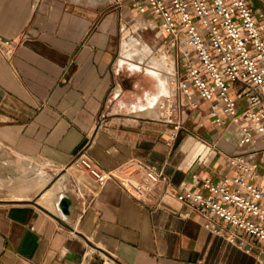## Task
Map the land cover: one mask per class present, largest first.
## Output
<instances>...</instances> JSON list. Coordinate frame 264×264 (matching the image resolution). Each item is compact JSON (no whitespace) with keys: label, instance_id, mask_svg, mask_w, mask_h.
Masks as SVG:
<instances>
[{"label":"crops","instance_id":"1","mask_svg":"<svg viewBox=\"0 0 264 264\" xmlns=\"http://www.w3.org/2000/svg\"><path fill=\"white\" fill-rule=\"evenodd\" d=\"M247 1L253 14L264 11V0ZM132 4L0 0V176L29 179L39 169L61 181L45 203H0V264H264V243L177 200L183 187L238 173L229 157L241 150L240 123L213 124L209 103L194 95L197 107L183 101L171 136L165 110L148 107L158 76L125 67L152 60L121 56L133 23L153 19ZM161 41L152 46L169 60ZM144 78H156L157 91L141 104ZM81 153L100 169L140 165L162 179L145 197L115 180L98 187L73 162ZM260 162L264 169V153ZM62 195L68 214L57 207Z\"/></svg>","mask_w":264,"mask_h":264},{"label":"built area","instance_id":"2","mask_svg":"<svg viewBox=\"0 0 264 264\" xmlns=\"http://www.w3.org/2000/svg\"><path fill=\"white\" fill-rule=\"evenodd\" d=\"M135 11L152 17L171 59L174 81L161 102L171 136L182 128L173 116L184 102L196 108V95L209 103L213 124L240 123L241 150L230 155L238 172L221 181L202 180L201 188L183 187L176 198L264 243V11L252 13L247 0H132ZM160 108V109H161ZM101 187L115 180L137 197L154 191L162 175L140 165L134 170L100 169L83 153L73 161ZM233 182L236 188L228 187ZM205 190V192H204ZM211 221L205 225L210 226ZM232 239V236H229Z\"/></svg>","mask_w":264,"mask_h":264},{"label":"rangeland","instance_id":"3","mask_svg":"<svg viewBox=\"0 0 264 264\" xmlns=\"http://www.w3.org/2000/svg\"><path fill=\"white\" fill-rule=\"evenodd\" d=\"M149 21H151V20H149ZM132 27H133L132 34L129 35L128 39L132 42H138L139 44L137 46L139 48L141 47V45L143 43H145L151 49L150 53H147L143 56L151 58L152 56H155V55L158 56V55L162 54V52H160L158 50V47L160 45L156 44V46H152V45H154V43H159V41H161L156 35L158 28L151 29L150 26H146V22L145 23L134 22ZM124 41H125V38L121 41V46H120L121 47V56H123L122 51H123ZM162 41H161V43H162ZM133 54H134V56H133L134 60H136V59L138 60L141 57L142 52H138V53L134 52ZM121 56L119 57L118 61H120ZM130 63L131 64H128V65L126 64L125 67L127 66L129 69L135 68V70H140L139 72L144 73V74H146V72H151V69H152L151 66H144L143 67L142 65H139L138 63H135L133 61H131ZM172 70H173V68H172ZM165 74H167L168 77L170 78L168 72H165ZM154 80L155 81H147L146 82V86L148 87L149 90L146 91V94L144 96V100L139 101L138 103H141V104L145 103L147 95L152 96L153 94H156V91H157L159 85H157V89H156L157 80H156V78ZM173 85H174V81L172 79H170L169 80V86H173ZM158 105H160V104H158ZM158 105H156V109H158L157 112L165 110V108H161ZM148 106H149V104H148ZM73 168H75V167H73ZM37 172H39V169L38 170L36 169V173ZM2 174L3 175L0 176V203L1 202H8V203L15 202V201L10 200V198L13 197L12 195L22 193V192L28 194L29 200H22L21 202H25V203L37 202V198L40 194L39 192L44 191V189H46V188H48V187H50L53 184L58 182V176L56 174H54L53 171L48 170L46 176L44 175L47 180L44 183V185L38 189V191H36V190L34 191V189H29L26 191L24 189L21 190L20 187H18V185H17L21 181L20 177H17V178L12 180L11 178L7 177L8 173L5 172ZM31 190L33 192H31ZM29 191H30V194L27 193ZM14 196H16V195H14ZM40 203H43V202H40Z\"/></svg>","mask_w":264,"mask_h":264},{"label":"bare ground","instance_id":"4","mask_svg":"<svg viewBox=\"0 0 264 264\" xmlns=\"http://www.w3.org/2000/svg\"><path fill=\"white\" fill-rule=\"evenodd\" d=\"M137 44H139V43L138 42H132L128 38L125 37V41H124V45H123V51H122L124 58H126V57L128 59L131 58L132 53H134V52H136V53L142 52V55H141L142 57H143V55L150 53L151 49L145 43H143L140 48L137 46ZM163 54L158 55V56H156V55L152 56L149 59V60H152L151 72L154 75L158 76V79H159V87H158L159 88V94L155 98H148L149 99V102H148L149 108L150 107L154 108L158 104H160L158 106H161V102H163L164 98L166 96H170V94H172V92H173V89L171 87H168V85H169L168 81L171 79V77L169 78V77H167V74H165V72H168L169 74L172 72L173 65H172V62L170 60H166L164 58ZM124 61L125 60L120 58V63H122ZM156 110L158 111V109H156ZM149 113H150V110H149ZM25 174H28V173H25ZM19 176H20V174H19ZM27 176H29V175H27ZM20 178H21V181L17 185H18V187H20L21 190L24 189L26 191L29 189H34V191L35 190L38 191V189L41 188L47 180L45 178L44 174L39 173V172L36 174V176L29 178V179L24 178V177H20ZM60 183H61V181L58 180L57 183H55L52 186L44 189V191L39 192L40 194L37 198V201L43 202V203L47 202L51 198V196L54 194V192L59 191V189L61 188ZM31 192H33V191L31 190ZM27 193L30 194V191ZM14 195H16V196H14ZM14 195H12L13 197H11V199H13V200L28 199V194L23 193V192L18 193V194H14Z\"/></svg>","mask_w":264,"mask_h":264},{"label":"water","instance_id":"5","mask_svg":"<svg viewBox=\"0 0 264 264\" xmlns=\"http://www.w3.org/2000/svg\"><path fill=\"white\" fill-rule=\"evenodd\" d=\"M68 206H69L68 197L65 195L60 196L59 201L57 202L58 209H60L63 214H68L69 213Z\"/></svg>","mask_w":264,"mask_h":264},{"label":"flooded vegetation","instance_id":"6","mask_svg":"<svg viewBox=\"0 0 264 264\" xmlns=\"http://www.w3.org/2000/svg\"><path fill=\"white\" fill-rule=\"evenodd\" d=\"M145 82L147 81L145 78H144Z\"/></svg>","mask_w":264,"mask_h":264}]
</instances>
